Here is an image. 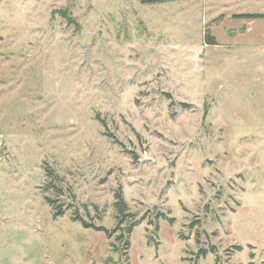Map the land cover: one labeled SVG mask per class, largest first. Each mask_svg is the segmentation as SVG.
<instances>
[{
    "label": "rangeland",
    "instance_id": "obj_1",
    "mask_svg": "<svg viewBox=\"0 0 264 264\" xmlns=\"http://www.w3.org/2000/svg\"><path fill=\"white\" fill-rule=\"evenodd\" d=\"M241 13L264 0H0V264H264V18Z\"/></svg>",
    "mask_w": 264,
    "mask_h": 264
},
{
    "label": "trees",
    "instance_id": "obj_2",
    "mask_svg": "<svg viewBox=\"0 0 264 264\" xmlns=\"http://www.w3.org/2000/svg\"><path fill=\"white\" fill-rule=\"evenodd\" d=\"M149 1H151V2H162L165 0H149ZM61 13H62L63 18H66L69 23H75V20L71 19L69 17L66 10L61 11ZM234 16L240 17V18L247 17L249 19L264 18V13H241V14H235ZM204 37H205L206 43H208V44H214L215 43L214 37L209 35L208 33H206ZM183 105H185V107H186V104H183ZM44 170H45L46 177H48L50 179L51 178L58 179V176L54 174V172L51 170V168L48 165H44ZM48 187H49V185H48ZM44 199L47 202V204L52 208V215L54 218L64 214L65 208L62 207L61 203H57L56 200L52 199L49 196H44ZM114 199H115V201H114L113 205H114L115 210H116V218L118 219L119 223H121V224L125 223V225L123 226V229H121V231L123 230L121 233L125 234V236H126V239L124 240V245H125V249H128L129 241H128L127 237L129 235V233L132 231L133 227L138 225L144 218L143 217L140 219L132 218L133 214L128 212L129 207H128V205H127V203H126V201L122 195V192L120 190H117L115 192ZM128 217L130 219L127 220ZM160 218H165L170 223H173V221H174L173 217L167 216L164 212H158L155 215L154 220L157 221ZM72 219L74 221H79L84 228H93L96 231L104 232V234L106 235L107 238H111L118 231L117 229H109V228L104 227L103 225H96L92 222H88L87 220H85L84 218L79 216L77 214V212H75L73 214ZM195 223L196 222L191 223L190 226L195 225ZM118 227H120V226H118ZM156 228H157V225H156ZM123 234L122 235L116 234V236H115L116 240L122 239ZM236 248L241 249V246L238 245V246H236ZM210 251L214 252V246H211ZM207 253H208V250H206L203 247H200L198 249V251L196 252L195 256H196V258L205 257V255ZM193 264H198V263L193 262Z\"/></svg>",
    "mask_w": 264,
    "mask_h": 264
}]
</instances>
